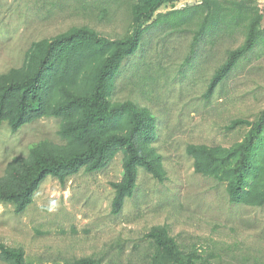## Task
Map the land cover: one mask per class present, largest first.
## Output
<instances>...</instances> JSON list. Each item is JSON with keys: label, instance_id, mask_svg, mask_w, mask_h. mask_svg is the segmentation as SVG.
<instances>
[{"label": "rangeland", "instance_id": "rangeland-1", "mask_svg": "<svg viewBox=\"0 0 264 264\" xmlns=\"http://www.w3.org/2000/svg\"><path fill=\"white\" fill-rule=\"evenodd\" d=\"M238 1L264 10V0ZM135 2L0 0V75L22 67L34 42L75 26L123 38L133 30ZM202 2L177 0L153 20ZM197 12L166 19L181 21L178 28L167 22L151 26L139 51L117 75L111 97L113 102L134 101L155 115L157 140L152 146L163 157L166 181L140 168L134 195L119 215H113L111 183L120 181L123 173L119 153L103 171H81L66 187L47 178L23 214L18 215L14 205L0 203V241L22 247L28 264H71L89 256L102 258L103 264H150L154 249L146 234L164 225L184 247L195 243L205 255L220 251L223 264H245L247 256L250 264H264V206L231 204L226 185L196 173L194 159L187 154L189 145L229 147L241 141L246 129L227 126L238 118L255 119L264 108V35L207 100L211 78L229 51L244 43L248 23L238 16L225 19L200 38L186 63L198 23L207 14L206 9ZM59 127L56 118L38 120L17 133L6 123L0 125V176L14 157H27L32 145L43 140L63 144ZM227 246L232 250H220Z\"/></svg>", "mask_w": 264, "mask_h": 264}, {"label": "trees", "instance_id": "trees-1", "mask_svg": "<svg viewBox=\"0 0 264 264\" xmlns=\"http://www.w3.org/2000/svg\"><path fill=\"white\" fill-rule=\"evenodd\" d=\"M176 1L136 0L131 9L133 30L121 39H110L88 26H75L36 41L26 52L22 67L0 75V125L6 123L17 133L25 125L56 118L60 120L58 135L64 141L43 140L30 147L27 157H14L0 176V203L14 205L15 212L23 214L47 178L53 177L66 187L81 171H103L119 153L123 154V173L120 181L111 183L113 215H119L127 198L134 195L140 168L159 182L166 181L163 157L152 146L157 140L155 115L134 101L113 102L111 98L117 75L139 51L144 33L153 25L169 23L178 28L181 21L166 19L171 15L179 19L189 11L196 16L199 9L200 14L206 9L186 59L189 63L207 31L233 16L246 19L245 41L230 50L215 71L204 94L207 100L264 35V10L238 0H229L228 5L221 0H203L200 5L159 14L153 20L161 8ZM238 128L246 129L241 141L229 147L189 145L187 154L194 159L196 173L226 185L231 204L263 207L264 108L255 119L238 118L227 126V130ZM146 237L154 249L150 264H223L220 251L205 255L195 243L184 247L165 225L153 227ZM220 250L232 249L227 246ZM0 260L28 264L22 247H10L1 241ZM250 261L248 256L243 260L245 264ZM71 264H103V259L80 257Z\"/></svg>", "mask_w": 264, "mask_h": 264}]
</instances>
